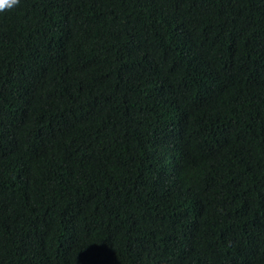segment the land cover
I'll list each match as a JSON object with an SVG mask.
<instances>
[{"label":"trees","instance_id":"obj_1","mask_svg":"<svg viewBox=\"0 0 264 264\" xmlns=\"http://www.w3.org/2000/svg\"><path fill=\"white\" fill-rule=\"evenodd\" d=\"M0 264H264V0L0 12Z\"/></svg>","mask_w":264,"mask_h":264},{"label":"clouds","instance_id":"obj_2","mask_svg":"<svg viewBox=\"0 0 264 264\" xmlns=\"http://www.w3.org/2000/svg\"><path fill=\"white\" fill-rule=\"evenodd\" d=\"M20 1L21 0H0V12L5 11L6 9H11L13 7L14 8L17 7L19 5ZM68 19H70V16L67 17V18L57 17L54 21L56 23H58V24H60L61 22H63V23L60 24V25H58V26H56V27L61 28L64 25L65 21L68 20ZM66 27H74V20H73V18L70 20V22H68V24H67ZM55 28L51 29L50 31L54 30ZM53 47L58 48L57 45H55ZM100 69L103 72H105V68H104L103 65H100ZM90 82H91V80H90ZM32 99H34L33 96H29V98L27 97L25 99H19L17 101H8V102H5L3 100V101H1L2 102L1 109L4 112H6V107L7 106H10L11 108H14V111L16 112V115H17L16 117H18V120L16 122V124H17V123H19L23 119V117L25 116L26 113H28V112L31 111V106H34V103H35V102L32 101ZM20 101H25V103H20ZM44 105L45 106L42 108V114H41L42 119L40 120V125L36 128V130H38V129H40V128H42V127L45 126L46 133L43 136V138H41L40 135H39V137H38V145H40L41 143L47 141V138H48V129H49V126L51 124L50 121H52L53 115L56 114V108H55V106H48L46 104H44ZM143 114H145V113H143ZM34 132L32 131V133H34ZM184 133H185V130H184ZM14 134L20 136L21 137V140H26L31 135V133L28 132V129L25 126H22V129H21L20 132L14 130ZM171 161L173 162V166L171 168V172L172 173H178L179 154L172 153V159H171Z\"/></svg>","mask_w":264,"mask_h":264}]
</instances>
